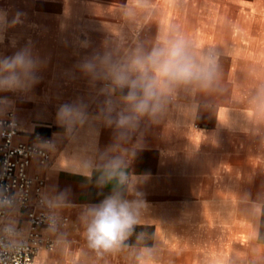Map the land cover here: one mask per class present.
<instances>
[{"label":"crops","instance_id":"crops-1","mask_svg":"<svg viewBox=\"0 0 264 264\" xmlns=\"http://www.w3.org/2000/svg\"><path fill=\"white\" fill-rule=\"evenodd\" d=\"M101 1L111 18L101 24L100 32H91L96 40L94 49L101 47L104 37L113 38L112 32L121 23L119 6L126 3ZM153 3V23H176L198 47L217 46L225 53L221 58L225 91L198 97L200 107L194 114L174 110L146 131L145 147L130 169L144 178L140 190L147 204L142 226L136 231L146 233L148 243L156 245L159 264H264V125L257 132L247 108L251 91L264 81V0H179L176 6L169 0ZM9 8L8 0H0V9ZM155 33V24L149 25L141 38L151 39ZM12 37L17 39V48L30 40L9 29L0 44V55L16 51L10 45ZM46 61L40 82L27 95L41 110H22L19 100L25 95L0 93L14 101L22 128L16 139L34 143L37 137L56 138L58 147L52 159L47 163L33 160L30 172L45 178L44 189L70 188L76 205L99 203L111 186L98 189L94 178L52 171L58 164H68L65 158L75 151L74 145L57 135L63 132L56 123L57 109L84 97L83 90L88 88L80 87L68 98L53 95L51 80L44 70L52 59L48 57ZM180 103L191 101L184 99ZM94 109L93 105L90 111ZM112 135L111 128L102 127L99 148L109 145ZM32 203L39 208L35 193ZM21 212L20 225L29 224L27 209L23 207ZM78 212L74 208L63 213L70 217L68 232L73 255L46 254L41 248L36 254L40 264H71L80 259L83 239ZM107 260L108 264H127L123 256ZM86 264L104 261L89 257Z\"/></svg>","mask_w":264,"mask_h":264},{"label":"clouds","instance_id":"clouds-1","mask_svg":"<svg viewBox=\"0 0 264 264\" xmlns=\"http://www.w3.org/2000/svg\"><path fill=\"white\" fill-rule=\"evenodd\" d=\"M176 6L179 0H169ZM156 9L153 0H126L119 6L121 23L112 32V39L83 56L74 66L86 78L87 97L61 104L56 112L57 134L75 146L68 164H58L52 171H65L92 180L98 189L111 186L99 203L76 205L70 188L51 186L39 192L38 207L42 210V239L33 235L30 224L20 225L21 209L30 199L23 188L12 192L0 184V264H23L25 256L43 247L45 253L72 256L69 221L65 210L78 208V224L83 247L80 259L71 264H86L89 257L108 264V257L123 256L127 264H159L155 244H149L142 226L147 204L140 185L144 178L130 169L144 149L145 133L161 123L172 111L194 114L200 107L198 97L222 94L225 53L217 46L198 47L176 23H153ZM26 13L17 10L9 19V11L0 9V44L9 29L23 24ZM155 24L151 39H142L145 27ZM10 45L12 55H0V93L27 96L40 82V73L47 61L35 52L29 41L17 48V39ZM87 41L81 47L88 48ZM190 100L181 104V100ZM94 111H90L92 106ZM247 108L259 126L264 125V81L256 84L247 99ZM14 113V101L0 96V134L16 127L15 119L5 128L4 118ZM113 130L112 141L105 148L98 146L101 128ZM57 139L37 137L30 150L40 162L57 151ZM134 238V240H133ZM46 245V246H45ZM34 264H40L39 258ZM49 264H59L50 261Z\"/></svg>","mask_w":264,"mask_h":264},{"label":"rangeland","instance_id":"rangeland-1","mask_svg":"<svg viewBox=\"0 0 264 264\" xmlns=\"http://www.w3.org/2000/svg\"><path fill=\"white\" fill-rule=\"evenodd\" d=\"M9 19L17 10L26 13L23 24L11 28L29 38L36 52L52 63L45 68V76L51 80L53 95L68 98L80 87L83 96L90 89L86 78L78 72L72 75L74 66L94 49L95 37L91 32H100L101 24L110 21V14L102 7L101 0H8ZM106 38L104 37V41ZM87 41L88 48L81 47ZM24 42V41H23ZM77 92V91H76ZM22 110L31 111L36 107L31 97L21 96ZM21 119V118H20ZM200 124V123H198Z\"/></svg>","mask_w":264,"mask_h":264},{"label":"built area","instance_id":"built-area-1","mask_svg":"<svg viewBox=\"0 0 264 264\" xmlns=\"http://www.w3.org/2000/svg\"><path fill=\"white\" fill-rule=\"evenodd\" d=\"M12 118L15 119L16 127L7 129V125L11 122ZM4 123L7 134H0V184L6 185L12 192L18 188H23L29 193L30 199L24 207L27 209V216L29 224L33 229V235L42 239V226L46 225L42 223V210L35 207L32 203V196L35 193V203L38 205V194L44 190L46 180L39 173L30 172V165L34 160L30 155L33 142L16 139L17 134L22 128L15 110L14 113L10 112L8 117L4 118ZM51 159L52 153L48 154L40 162L47 163ZM64 216L68 221L70 220L68 215ZM41 248L34 250V254L31 257L25 256L23 264H34L36 254ZM58 262L62 264L60 261Z\"/></svg>","mask_w":264,"mask_h":264}]
</instances>
